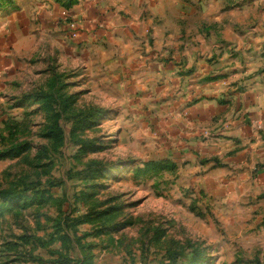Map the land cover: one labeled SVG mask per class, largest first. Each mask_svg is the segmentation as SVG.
I'll use <instances>...</instances> for the list:
<instances>
[{"label": "rangeland", "instance_id": "1", "mask_svg": "<svg viewBox=\"0 0 264 264\" xmlns=\"http://www.w3.org/2000/svg\"><path fill=\"white\" fill-rule=\"evenodd\" d=\"M135 1L156 0H0V264H264V176L209 186L198 155L174 159L156 111L191 88L159 90L141 72L216 61L191 40L203 26H183L188 41L160 28L162 40L116 42ZM207 3L242 52L235 73L264 75V0Z\"/></svg>", "mask_w": 264, "mask_h": 264}, {"label": "crops", "instance_id": "2", "mask_svg": "<svg viewBox=\"0 0 264 264\" xmlns=\"http://www.w3.org/2000/svg\"><path fill=\"white\" fill-rule=\"evenodd\" d=\"M169 1L156 0L154 3L150 2L151 4L135 1L128 8L122 9L128 22L124 29L128 30L113 40L118 42L121 38L132 45L137 39L132 36L135 34L140 35L139 39L142 42L146 41L147 35L158 41L163 38L157 37L156 30L162 28L161 36H167V40L175 35L179 40L183 38L181 41H188L189 36H185L183 26L195 23L203 26L202 36L197 35L191 40L205 42L209 47L203 46L204 53H214L217 56L216 61L206 60L209 63L203 61L205 65L193 69L190 68V62L188 71L185 73H181L183 69L175 66L165 68L166 71L162 70V64L159 61L152 62V68L143 67L145 69L141 70L146 74H155L156 89L162 90L167 84H171V87L176 89H186L187 85H189L187 88H191L192 101L186 98L177 99L178 103L175 109L172 108V112L163 109L156 111L161 128L167 130L166 132L173 135L176 140L171 149L173 158L183 161L198 155L204 165L210 168L209 186L210 182L213 183L215 178L220 174L223 176L225 172H229L230 177L240 183L244 179V174L239 171L252 172L257 167L259 176L263 177L264 75L257 74L262 72L261 69L259 71V67L246 65L241 71L235 73L238 68H241L235 60L242 52L238 49H230L233 39L228 38L226 33V16L221 11L212 13L207 0L196 3L189 0H179L175 3H169ZM221 10L225 12V7L223 6ZM117 12L118 10L115 9L114 19L118 18L117 21L120 24ZM170 27L174 29L169 32ZM150 30H152L151 33H149ZM131 31L132 34L128 33ZM191 46L193 47L192 44ZM188 51L192 53L191 57L199 55L197 48H191ZM133 55H137L135 51L131 53V56ZM138 58L140 60V55ZM195 64L198 66L199 62ZM256 70L257 73H255ZM237 74L250 75L243 82V84L248 83L246 89L238 90L235 87L237 83L232 78ZM230 80L233 84L228 88L227 82ZM184 82H187V85ZM228 89L230 93H227ZM158 105L163 107L165 103H158ZM165 119L169 121L168 125L164 124ZM179 123L181 126L177 130ZM260 126L261 131L257 129ZM200 128L206 133L202 139L196 140V135L200 134L196 131L200 132ZM186 130L184 136L183 131Z\"/></svg>", "mask_w": 264, "mask_h": 264}]
</instances>
